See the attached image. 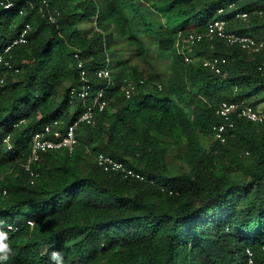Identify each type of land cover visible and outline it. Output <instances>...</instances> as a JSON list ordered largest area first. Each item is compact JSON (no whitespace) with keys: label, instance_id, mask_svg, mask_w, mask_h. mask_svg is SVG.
Instances as JSON below:
<instances>
[{"label":"trees","instance_id":"16d2710c","mask_svg":"<svg viewBox=\"0 0 264 264\" xmlns=\"http://www.w3.org/2000/svg\"><path fill=\"white\" fill-rule=\"evenodd\" d=\"M214 20L264 40V0H0V264H248V249L264 264V125L237 120L225 143L214 131L224 102L264 107V50L206 39L187 63L178 42ZM215 57L220 73L204 66ZM107 66L113 85L97 76ZM82 72L106 108L74 152L28 171L33 138L83 114L70 96ZM100 154L145 180L104 171Z\"/></svg>","mask_w":264,"mask_h":264},{"label":"built area","instance_id":"2783aa9c","mask_svg":"<svg viewBox=\"0 0 264 264\" xmlns=\"http://www.w3.org/2000/svg\"><path fill=\"white\" fill-rule=\"evenodd\" d=\"M13 6L12 2H9L5 5L6 8ZM243 18L247 17V14H242ZM27 31L24 32V34ZM214 41L216 39L224 40L229 46L241 47L244 50L250 51H263L264 50V40H256L250 36H245L241 34L228 32L226 27V22L222 20H214L209 23L207 31L205 33H193L189 35L183 44L178 42L177 48L178 53L185 57L187 63H193L194 57L190 54H187L185 47L186 45L193 46L195 44L201 43L204 40ZM16 42L22 43L25 42L24 37L22 36ZM8 51V49L6 50ZM78 55H76L77 57ZM2 58H0V65ZM226 62V59H221L218 57L205 59L204 66L210 68L211 70L220 73L221 65ZM1 76V72H0ZM99 78L105 79L108 81L109 85H113V78L109 68L102 69L97 72ZM86 72H82L83 83L78 87H74L70 91L71 99L77 98L79 101H82L85 106V110L80 118L75 121L67 130L66 133H62L59 130H55L54 137L56 139H50V134H52V126L49 125L45 128L44 131L38 133L33 138V148L31 155L28 158L26 169L31 171V167L34 162L38 161L42 153L49 150H62L66 149L68 152L72 153L76 149L79 141L76 137V130L80 124L92 125L95 122V117L97 112H102L107 105L105 100V90H100L96 96H92L89 81L86 80ZM134 90L133 83H129L126 94L128 97L131 95V91ZM92 97L91 102L89 98ZM217 115L222 119V123L214 126L215 138L220 140L222 143L226 142V132L231 128H234L237 120H247L250 122H255L264 125V110H256L251 106H246L241 103L236 102H224L219 105L217 109ZM54 125H57L55 123ZM98 165L104 169L106 172H117L122 173L124 178H136L139 180H145V176L141 173L136 172L134 169L126 167L123 163L114 160L112 157L100 154L97 158ZM34 175V173H32ZM30 225H33L30 222ZM10 229L13 230V227L10 226ZM248 264H257L254 259V253L248 249Z\"/></svg>","mask_w":264,"mask_h":264},{"label":"rangeland","instance_id":"374dc122","mask_svg":"<svg viewBox=\"0 0 264 264\" xmlns=\"http://www.w3.org/2000/svg\"><path fill=\"white\" fill-rule=\"evenodd\" d=\"M134 1H138V0H134ZM149 60L154 63V65L158 68V70L160 72L163 73V75L165 76V78H168L169 76V69H170V63L167 61H162L161 59H159L158 54L156 52H152V55L149 57ZM259 110H264L263 106L259 107ZM174 156L171 155L169 160L172 163L173 167H175L176 169L174 171H172V174H174L176 171L179 172L178 169V163L180 161H177L176 159L174 160Z\"/></svg>","mask_w":264,"mask_h":264},{"label":"clouds","instance_id":"9594fccd","mask_svg":"<svg viewBox=\"0 0 264 264\" xmlns=\"http://www.w3.org/2000/svg\"><path fill=\"white\" fill-rule=\"evenodd\" d=\"M106 68H109V70L111 72V75H112V70H111L110 66H107ZM102 69H105V68H102ZM102 69H100V70H102ZM112 78H113V82H115L113 75H112ZM8 229L9 230H12V229H10V225L8 226ZM3 239H5V234L4 233H0V240H3ZM10 251L11 250L8 247V245L3 244V243H0V262H5V261H7L9 259V253H10ZM50 259L51 260H57L58 264H63V257H62V254L59 253V252H53L51 254Z\"/></svg>","mask_w":264,"mask_h":264}]
</instances>
